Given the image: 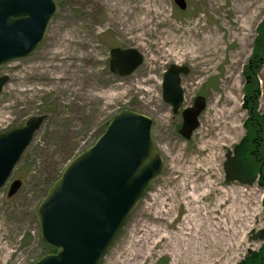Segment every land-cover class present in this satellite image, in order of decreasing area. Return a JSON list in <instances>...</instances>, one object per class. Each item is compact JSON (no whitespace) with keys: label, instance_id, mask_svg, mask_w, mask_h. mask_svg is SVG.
I'll use <instances>...</instances> for the list:
<instances>
[{"label":"rangeland","instance_id":"1","mask_svg":"<svg viewBox=\"0 0 264 264\" xmlns=\"http://www.w3.org/2000/svg\"><path fill=\"white\" fill-rule=\"evenodd\" d=\"M54 1L56 13L38 48L0 68V76L9 77L0 96V134L24 126L32 117L46 116L0 189V264H31L43 256L45 243L36 213L48 174L64 171L124 109L153 121L152 140L163 168L101 264H187L177 255V232L191 227L184 225L190 211L181 198L182 188L193 189V181L199 193H206L208 210L221 197L228 206L237 195L251 201V216L236 245L215 255L219 264H239L249 252L258 251L263 245L257 235L264 230V187L258 181H230L226 162L245 136L249 116L244 109V70L264 24V0H186L185 11L174 0H150L152 10L158 11L149 13V0ZM110 4L117 8L110 9ZM146 17L147 26L136 33L130 29ZM210 35L219 39L211 61L187 53L189 40L197 43ZM115 47L134 48L144 56L131 76L111 73L110 51ZM172 64L190 68L182 78V110L198 94L207 102L190 140L179 135L182 111L174 115L163 99L164 74ZM259 80V112L264 115V64ZM14 180L23 181V187L8 198ZM196 236L203 239L200 228Z\"/></svg>","mask_w":264,"mask_h":264},{"label":"water","instance_id":"2","mask_svg":"<svg viewBox=\"0 0 264 264\" xmlns=\"http://www.w3.org/2000/svg\"><path fill=\"white\" fill-rule=\"evenodd\" d=\"M185 11L186 0H174ZM54 0H0V68L30 56L44 40L55 15ZM110 71L120 78L134 74L144 56L136 49L113 48ZM187 66L172 64L163 78V99L174 115L183 107L182 77ZM9 77L0 76V96ZM203 96L182 112L180 135L190 140L206 109ZM46 116L30 118L25 126L0 134V189L5 187L43 127ZM153 121L124 109L108 124L94 145L76 156L37 208L43 242L56 252L32 264H101L120 236L133 209L161 173L163 159L152 140ZM13 181L8 197L22 187Z\"/></svg>","mask_w":264,"mask_h":264},{"label":"bare ground","instance_id":"3","mask_svg":"<svg viewBox=\"0 0 264 264\" xmlns=\"http://www.w3.org/2000/svg\"><path fill=\"white\" fill-rule=\"evenodd\" d=\"M251 6V5H249ZM110 9L117 8L116 4H110ZM153 3L149 0L146 4L147 13L153 12ZM120 10H123L120 7ZM158 11V9L156 10ZM155 11V12H156ZM248 13V12H247ZM250 18V17H249ZM147 17L139 19L137 26H133L130 29H134V32L140 31L143 27L149 23ZM219 47V39L215 36L205 37L203 40L195 43L193 40H189L187 43V53L191 57L196 58L203 56L206 62L211 61ZM209 52V55L207 54ZM209 165H212L211 158L208 160ZM193 189L186 187L182 188L181 201L185 202L190 211L186 218L184 225L190 224L191 227H183L181 231H178L180 237H178V247L180 252L178 257H184V260L189 264H219L215 255L218 253H226L234 248L238 241L239 234L249 221L250 213V199L246 196H236L232 198V203L228 206V200H224L223 197L216 202V206L213 209L208 210L204 206V199L206 193H199L196 188V181H193ZM214 183H207L206 186L213 187ZM192 188V187H190ZM245 197V199H243ZM173 198V197H171ZM184 203V204H185ZM167 205L166 202L163 203ZM205 213L201 218V212ZM206 211V212H205ZM164 211H162L163 213ZM203 231V239H200L197 234V230ZM185 232H182V231ZM185 234V235H184ZM194 235V236H193ZM175 238V236H174ZM175 239L173 240V242ZM187 253V255L185 254Z\"/></svg>","mask_w":264,"mask_h":264},{"label":"trees","instance_id":"4","mask_svg":"<svg viewBox=\"0 0 264 264\" xmlns=\"http://www.w3.org/2000/svg\"><path fill=\"white\" fill-rule=\"evenodd\" d=\"M263 64L264 24L259 28V38L256 41L253 56L244 70L246 79L244 109L248 111L249 116L245 128L248 133L241 143L234 146L226 162L227 179L230 181L251 185L258 180L259 184L264 187V115L259 112L261 93L259 71ZM62 172L59 171L56 176L54 172L48 174L49 177L43 189L44 197L60 178ZM257 239L264 242V230L258 233ZM54 252L52 248L45 245L43 255ZM239 264H264V243L258 251L250 252Z\"/></svg>","mask_w":264,"mask_h":264},{"label":"flooded vegetation","instance_id":"5","mask_svg":"<svg viewBox=\"0 0 264 264\" xmlns=\"http://www.w3.org/2000/svg\"><path fill=\"white\" fill-rule=\"evenodd\" d=\"M198 95H200V94H198ZM197 97V96H196ZM247 133H248V130H247V128H245V136L242 138V140L240 141V143L243 141V139L247 136ZM259 240V239H258ZM263 242V241H262ZM264 243V242H263ZM248 256V255H247ZM245 259V258H244ZM243 259V260H244Z\"/></svg>","mask_w":264,"mask_h":264}]
</instances>
